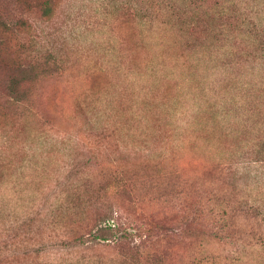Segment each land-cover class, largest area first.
<instances>
[{
	"label": "rangeland",
	"instance_id": "374dc122",
	"mask_svg": "<svg viewBox=\"0 0 264 264\" xmlns=\"http://www.w3.org/2000/svg\"><path fill=\"white\" fill-rule=\"evenodd\" d=\"M47 1L0 0V264H264V0Z\"/></svg>",
	"mask_w": 264,
	"mask_h": 264
},
{
	"label": "trees",
	"instance_id": "16d2710c",
	"mask_svg": "<svg viewBox=\"0 0 264 264\" xmlns=\"http://www.w3.org/2000/svg\"><path fill=\"white\" fill-rule=\"evenodd\" d=\"M25 1H28V0H10V2L18 3L23 8V10H25L24 12H26V11L28 12L30 10H33L34 7L40 8V10H41L42 13H46L49 10V3H48L47 0H37V2L35 4H34V1L35 0H29V3L27 5V7H25L23 5V3ZM6 27L7 26L4 23L0 22V32L2 30H6L7 29ZM2 45H3V47H2ZM4 49H5V43L3 42V44H2V42H0V55L4 52ZM5 64H6V61L3 60V65H5ZM14 68H15L16 74L9 81L8 91H9V93L13 97H15V98H21V89L20 88H21V86H23L24 83H26L28 81L26 79H24L22 77V75H21V68H20V61H19V59H16V63L14 64ZM30 82L31 81H29V83ZM29 83H28V87L30 86ZM26 90H28L27 87H26ZM106 218L107 217H103V215L102 216H99V218L98 217L93 218L92 222L89 223V224H87L85 226L86 228L84 227L85 230H86V233L88 235H92V233H90L92 229H95V231H103V232L104 231L106 232L107 230L109 231V230H111V228L113 230L114 227H111V228L110 227H107V228H102L101 229V226H98V223L99 222L101 223V222L105 221ZM188 222H189L188 220L185 221V223H188ZM115 228H116L117 232H121V234L123 233V234H125V236L135 235V234L137 236L138 235H141V233H138V231H140V228H137V227H135V230L133 228H131V230L129 228L128 229L127 228H121L119 225L117 227H115Z\"/></svg>",
	"mask_w": 264,
	"mask_h": 264
}]
</instances>
